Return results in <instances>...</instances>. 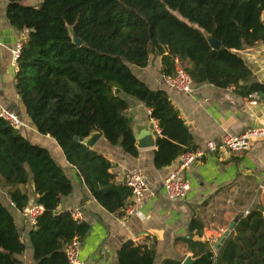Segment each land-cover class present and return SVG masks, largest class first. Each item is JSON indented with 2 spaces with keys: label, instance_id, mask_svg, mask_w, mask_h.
<instances>
[{
  "label": "trees",
  "instance_id": "1",
  "mask_svg": "<svg viewBox=\"0 0 264 264\" xmlns=\"http://www.w3.org/2000/svg\"><path fill=\"white\" fill-rule=\"evenodd\" d=\"M9 0L7 16L18 30H29L17 67V91L37 131L51 136L80 173L95 199L109 212L127 214L132 191L116 183L110 160L82 140L100 131L112 145L139 156L128 97L151 111L161 136L154 152L157 169L199 146L189 125L164 89H152L132 70L145 68L151 55L162 57L161 72L173 75L179 59L195 83L231 88L252 99L264 95L239 51L264 44V0ZM70 28L82 40L73 42ZM206 33L222 43L214 49ZM121 89L116 94L115 89ZM78 137L79 139H76ZM0 183L20 211L44 206L30 232L36 264H69L66 249L83 239L90 225L71 211L58 212L73 192L65 170L50 151L32 143L0 117ZM36 199L31 203L28 185ZM204 224L191 221L183 238L195 264H264V209L241 213L218 247L195 239ZM158 241H128L117 264H155ZM216 248V249H215ZM27 245L13 213L0 199V264H22ZM161 264H182L165 259Z\"/></svg>",
  "mask_w": 264,
  "mask_h": 264
},
{
  "label": "crops",
  "instance_id": "2",
  "mask_svg": "<svg viewBox=\"0 0 264 264\" xmlns=\"http://www.w3.org/2000/svg\"><path fill=\"white\" fill-rule=\"evenodd\" d=\"M41 1L28 0L27 3L37 5ZM8 3L9 0H0V107L15 112L25 122L26 126L20 129L22 134L32 143L47 148L70 178L73 192L62 198L58 212L78 209L81 221L90 225L89 233L81 240L83 264H117L118 251L124 243L141 242L149 236L158 241L155 264L168 258L183 262L189 255L195 258L183 241L189 237L193 219L204 224L195 239L211 243L219 241L231 222L238 216L240 219L241 213L252 206L264 209V140L254 141L251 148L244 151H207L201 160L183 172L190 184L186 198L171 199L165 192L164 180L178 165V159L168 167L157 169L154 164L157 145L138 148L139 156L133 157L102 136L92 149L110 160L116 183L124 184L126 174L133 168L145 172L149 183L148 191L132 213L127 211L125 216H119L106 210L92 195L79 171L67 161L59 144L51 136L40 134L27 115L16 87L18 67L13 63L12 50L18 41L28 37L29 30H18L11 24L7 16ZM238 53L252 71L253 81L264 84V44ZM161 68L162 57L155 54L151 55L147 67L132 66L135 75L152 89L168 92L200 148L205 149L210 140L220 141L225 134L240 135L264 127L262 93L249 99L234 89L195 83L193 92L188 94L167 86ZM128 101L127 116L135 137L152 125L159 138L161 131L150 109L133 97H128ZM28 190L34 203L36 194L32 184L28 185ZM0 199L13 213L27 245L25 253L18 258L22 264H36L30 241L34 225L16 208L8 189L1 183Z\"/></svg>",
  "mask_w": 264,
  "mask_h": 264
},
{
  "label": "built area",
  "instance_id": "3",
  "mask_svg": "<svg viewBox=\"0 0 264 264\" xmlns=\"http://www.w3.org/2000/svg\"><path fill=\"white\" fill-rule=\"evenodd\" d=\"M23 40L17 42L12 50L13 63L18 64L22 54ZM176 67L173 75L164 76V83L172 88H176L185 93L191 94L194 90V79L187 71L186 66L179 60H175ZM230 89H233L231 87ZM0 117L8 121L14 128L21 129L26 126L25 122L15 113L0 107ZM256 140H264V127L254 128L240 135L225 134L220 141L210 140L206 143V148H197L184 152L178 158V165L168 173L164 180V189L171 199L186 198L190 190V184L185 180L183 172L201 160L207 151H244L251 148ZM264 173V169H263ZM125 184L132 191L131 203L128 213H132L149 189L148 178L140 169H131L125 177ZM44 206L32 204L22 210L23 216L33 225L37 223L38 217L43 213ZM75 220L81 221V213L78 209L71 211ZM245 213H248L246 210ZM219 241L212 240V246H217ZM81 239L75 238L67 247L66 252L69 264H83L80 260Z\"/></svg>",
  "mask_w": 264,
  "mask_h": 264
},
{
  "label": "water",
  "instance_id": "4",
  "mask_svg": "<svg viewBox=\"0 0 264 264\" xmlns=\"http://www.w3.org/2000/svg\"><path fill=\"white\" fill-rule=\"evenodd\" d=\"M70 32H71V36L73 39V42L78 45L81 46L83 44L82 40L78 37V35L76 34V32L74 31L73 28H70ZM206 37L210 43V45L214 48V49H221L222 48V43L218 40H216L211 34L206 33ZM115 93L119 94L121 93V89L117 88L115 89ZM34 126V125H33ZM150 131V132H148ZM148 131H142L140 133V136L136 137V146L138 148H151V147H155L157 145V141H158V133L157 131L154 129V126H150ZM103 136V134L100 131H93L88 137H86L85 139H80L82 140L87 146H89L90 148L94 147V145L97 143V141ZM76 139H79L78 137H76ZM239 219V216L236 217V219L234 221L231 222L229 228L226 230V232L224 233V235L220 238L217 247L219 245L222 244V242L226 239V237L231 233V231L233 230V228L235 227V223L236 221ZM196 259L193 258L191 255L187 256L185 258V260L182 262V264H195Z\"/></svg>",
  "mask_w": 264,
  "mask_h": 264
},
{
  "label": "rangeland",
  "instance_id": "5",
  "mask_svg": "<svg viewBox=\"0 0 264 264\" xmlns=\"http://www.w3.org/2000/svg\"><path fill=\"white\" fill-rule=\"evenodd\" d=\"M26 3H27V1H26ZM27 4H29V3H27ZM30 5H32V4H30Z\"/></svg>",
  "mask_w": 264,
  "mask_h": 264
}]
</instances>
